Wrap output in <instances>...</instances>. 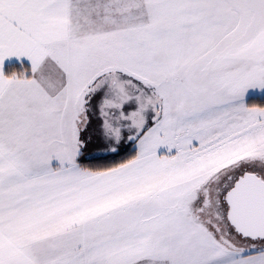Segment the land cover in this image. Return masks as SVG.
<instances>
[{
    "label": "snow or ice",
    "instance_id": "6c2138e0",
    "mask_svg": "<svg viewBox=\"0 0 264 264\" xmlns=\"http://www.w3.org/2000/svg\"><path fill=\"white\" fill-rule=\"evenodd\" d=\"M250 90L264 0H0V264H264Z\"/></svg>",
    "mask_w": 264,
    "mask_h": 264
},
{
    "label": "trees",
    "instance_id": "16d2710c",
    "mask_svg": "<svg viewBox=\"0 0 264 264\" xmlns=\"http://www.w3.org/2000/svg\"><path fill=\"white\" fill-rule=\"evenodd\" d=\"M20 70H21V68L18 66V63H10V64L6 65V67H5V73L6 74H11L12 72H21ZM250 100L253 102V104H258V105L264 106V98H258V97L252 98L251 97ZM132 151L133 150L130 146H125L121 150V155L130 154Z\"/></svg>",
    "mask_w": 264,
    "mask_h": 264
},
{
    "label": "rangeland",
    "instance_id": "374dc122",
    "mask_svg": "<svg viewBox=\"0 0 264 264\" xmlns=\"http://www.w3.org/2000/svg\"><path fill=\"white\" fill-rule=\"evenodd\" d=\"M8 64H10V63H8ZM8 64H6V65H8ZM18 66L21 68L20 71H24V70H26V69L29 68V65L26 62H18ZM5 67H4V72H5ZM251 97L252 98H254V97L264 98V91H261V90H250L247 93L246 97H245V102L247 104H249V105H252L253 104V102L250 100Z\"/></svg>",
    "mask_w": 264,
    "mask_h": 264
},
{
    "label": "crops",
    "instance_id": "0c3cea01",
    "mask_svg": "<svg viewBox=\"0 0 264 264\" xmlns=\"http://www.w3.org/2000/svg\"><path fill=\"white\" fill-rule=\"evenodd\" d=\"M18 62H26L29 65V67H30L29 62L26 59L17 60L16 58H11V59L5 61L4 66H3V71H4V67L6 66V64H8V63H18Z\"/></svg>",
    "mask_w": 264,
    "mask_h": 264
}]
</instances>
